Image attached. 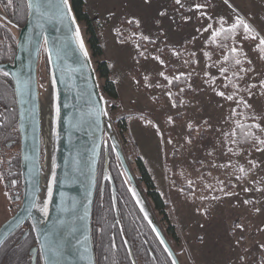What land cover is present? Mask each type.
I'll return each instance as SVG.
<instances>
[{
	"label": "rangeland",
	"instance_id": "rangeland-1",
	"mask_svg": "<svg viewBox=\"0 0 264 264\" xmlns=\"http://www.w3.org/2000/svg\"><path fill=\"white\" fill-rule=\"evenodd\" d=\"M85 11L116 87L106 97L110 119L119 131L127 125L120 136L133 173L142 159L167 203L158 216L174 227L181 264H264V0H85ZM237 16L257 39H244L242 27L220 32ZM232 48L239 65L224 59ZM178 76L190 91L178 89L175 101ZM39 83L45 96L46 64ZM238 113L260 125L252 147L235 138Z\"/></svg>",
	"mask_w": 264,
	"mask_h": 264
},
{
	"label": "water",
	"instance_id": "water-1",
	"mask_svg": "<svg viewBox=\"0 0 264 264\" xmlns=\"http://www.w3.org/2000/svg\"><path fill=\"white\" fill-rule=\"evenodd\" d=\"M25 1L24 24L10 23L16 36L14 57L0 62V73H9L16 97L22 181L20 206L0 226V246L28 221L36 238L33 250L39 252L41 264H50L49 244L59 248L58 264H96L92 217L102 156L103 183L109 180L114 206L117 203V189L109 168L111 149L139 211L172 264H181L130 168L70 0L67 6L62 0ZM77 29L87 56L76 41ZM44 64L48 68L45 96L39 83L40 67ZM50 88L54 105L53 167L46 176L42 106ZM45 200L47 216L39 210Z\"/></svg>",
	"mask_w": 264,
	"mask_h": 264
},
{
	"label": "flooded vegetation",
	"instance_id": "flooded-vegetation-1",
	"mask_svg": "<svg viewBox=\"0 0 264 264\" xmlns=\"http://www.w3.org/2000/svg\"><path fill=\"white\" fill-rule=\"evenodd\" d=\"M24 0H0V62L11 61L16 51L15 42L10 41L12 34L7 27L9 23L22 26L26 20L27 6H23ZM24 7V8H23ZM14 48L11 59L6 60L4 51ZM104 159L102 157L99 164L97 188L93 205L92 234L96 252L99 253L102 247H99L98 241H103V237L108 238L104 244L115 254H122V245L129 253V256L136 264L133 250L136 249V256L143 254L145 249V240L141 236V231H137L136 242L131 240V248L124 233L123 213L121 212V189L116 187V202L114 206L110 183L105 179L103 183ZM111 167V166H110ZM120 167V166H119ZM115 182V181H114ZM0 226L10 218L19 208L22 198V181L20 169V136L17 126V103L14 87L11 79L0 75ZM108 209L110 211H108ZM111 212L113 215L111 221ZM108 216V225L111 229L109 235L104 233V219ZM143 216V215H142ZM136 220L140 223L139 218ZM101 230V231H100ZM130 243V242H129ZM36 238L32 226L28 221L19 226L0 246V264H41L40 255L34 252ZM104 249V250H105ZM175 250V249H174ZM103 251V250H102ZM177 254V253H176ZM178 256V255H177ZM124 257V256H123ZM123 257L120 256L122 262ZM140 257V256H139ZM97 264V259H96Z\"/></svg>",
	"mask_w": 264,
	"mask_h": 264
},
{
	"label": "trees",
	"instance_id": "trees-1",
	"mask_svg": "<svg viewBox=\"0 0 264 264\" xmlns=\"http://www.w3.org/2000/svg\"><path fill=\"white\" fill-rule=\"evenodd\" d=\"M70 2L72 4L73 10L76 14L78 21L80 23L84 24V33L83 34H84V37L86 39L88 48L90 50L91 57H92V59H94V66H95L96 72L98 74V78H99V80L100 79L102 80V83H100L102 93H103L105 99L107 96L114 98L116 96V87H115V84H114V82L110 76L111 71H110L109 63L106 60H103V59L99 60L98 59L103 54V49H102V46L100 44L97 33L95 31V28L93 26V22H92L91 18L89 17L88 13L85 11V0H70ZM23 3H24L23 6L25 7L24 10H26L25 0L23 1ZM7 27L9 28V30L12 33L10 35L9 39L11 42L14 43L16 40L14 30H13L10 23L8 24ZM226 31H227V29H226ZM136 41L139 43L140 46L146 45L145 44L146 42H143V40L136 39ZM13 53H14V48L5 50L4 51L5 59L6 60L11 59ZM240 53L241 52L239 51V54ZM226 54L228 57V64L234 63L236 60L237 54L232 53L230 49L227 51ZM1 60L2 59H0V61ZM0 75L4 76L2 73H0ZM139 82L141 85L144 86V83H143L144 80L141 77V75H139ZM170 88H171L172 99L177 101L178 89L183 88L184 91H186V92L190 91V88L188 86V77H186V76L173 77V79L170 82ZM106 103H107V99H106ZM107 109H108V107H107ZM239 114L240 113L235 114L232 117V121H233L232 126H233L235 138L239 142H241L242 144H246L247 146L252 147L253 146L252 140L254 137L257 136V135L255 136L254 133L256 132V130L258 128L252 127V125L256 124V120L252 119V118L251 119H243L241 116H239ZM112 122L114 124L116 132H117V134L120 138V141H121L120 132L127 129V125L125 122H121V124H120L121 125V131H119V130H117L114 121H112ZM166 124H169V123H166ZM200 137L204 138V133H202ZM122 147H123V145H122ZM124 152H125V150H124ZM125 155L127 157L128 163L130 165L131 162H130L129 157H128L126 152H125ZM103 159H104V157H103ZM136 165H137L138 171L140 173V176H136L134 174L136 177V180H137L139 186L141 187L143 194H144L148 204L150 205V208L152 209V212L154 213L160 227L162 228L164 234L166 235L170 244L174 248L173 242L170 238V235L175 236L174 227L171 224L165 227L163 220H161V218H159V216H158V212L166 214L167 203L163 200L162 196L157 191L155 184H154V181L151 178V176H150L145 164L143 163L142 159L137 158ZM109 168H110L113 180L115 181L116 187H119L121 189L120 194H121L122 202H121L120 208H121V212L123 213L122 216H124L122 224H123V228L125 231L124 233H126L125 235H127L126 238L130 242V243L128 242V244L130 246L131 240H135L134 242H136V236H137L138 230L141 231V236H143V238L145 240V249H144L143 254L139 255L140 257L136 256V249L133 250V254L135 257L134 259L136 261V264H172L168 254L166 253V251L164 250V248L162 247V245L160 244V242L156 238L152 229L150 228V226L146 222L145 218L142 216L141 212L139 211L138 207L136 206L134 200L132 199V197H131L128 189H127V186H126L125 180L123 178L121 169L119 167V163H118L116 157L113 155L111 149L109 151ZM143 184H144V186H143ZM200 185H202V184L200 183ZM182 188H183L184 192L189 194L190 190L193 189V184L191 183L190 187L184 185ZM117 205H118V201H117ZM108 211H110V210L108 209ZM112 218H113V215L111 212V221H112ZM136 218H139L140 223L136 220ZM107 222H108V216L106 219H104V224H103L105 236L109 235V232L111 231L110 227L108 226L109 222L108 223ZM106 223L108 225H106ZM98 242H99L98 246L102 247L103 251L100 250L101 252H99V253L96 252L97 264H133V262L129 256V253L124 248V245H122V249H123L122 254L120 253L121 251L119 250L118 251L119 254L118 255L115 254L113 256V253L111 251L106 250V249H108V246L104 245V244H106V242H108V238L103 237V241H98ZM130 248H131V246H130ZM131 250H132V248H131ZM177 255H178V253H177ZM120 256L121 257L124 256L122 259V262L120 260Z\"/></svg>",
	"mask_w": 264,
	"mask_h": 264
},
{
	"label": "snow or ice",
	"instance_id": "snow-or-ice-1",
	"mask_svg": "<svg viewBox=\"0 0 264 264\" xmlns=\"http://www.w3.org/2000/svg\"><path fill=\"white\" fill-rule=\"evenodd\" d=\"M62 3H63L64 6H67L68 0H62ZM176 3L179 4L180 3V0H176ZM225 3H227V0H225ZM229 6L231 7V5H229ZM36 7L38 8L39 5L37 4ZM68 15L70 16L71 13L69 12ZM161 15H163V13H161ZM72 22L75 23V21H72ZM129 23H132V21H129ZM221 23H223V21H221ZM209 27H211V26H209ZM241 27L243 29V32L245 33L244 39H257V36L256 35H253L252 28L250 27V25L247 24V23H245V21L242 18H240L239 16H237L235 18V22L231 25V27L229 29H227V32L232 33L234 35L236 29L241 28ZM224 31H226L224 28H221L220 29V32H224ZM217 35H219V32H214L213 33V36H217ZM75 37H76L77 43L79 44V47H80L81 52L83 53L84 56H87V52L84 49L83 42L80 39V34H79V30L78 29L76 30ZM258 47H259V50L261 52H264V38H260L259 39V45H258ZM231 52L232 53H237V49L236 48H232L231 49ZM261 58L264 59V56H262ZM224 59L227 60L228 57L225 56ZM161 63H163V62L161 61ZM235 63L237 65H239L241 63V61L237 59L235 61ZM224 71H225V69L221 68V72L223 73ZM3 75L5 77H7L9 75V73L8 72H3ZM161 75H163V73H161ZM165 79H167V77H165ZM262 86H264V82H262ZM217 95L224 96V93L218 92ZM226 99L232 100L233 97L232 96H227ZM245 106L246 107H251V105H247V104ZM252 127L259 128L260 125L259 124H254V125H252ZM262 130H264V129H262ZM258 143L264 144V140H258ZM260 150L261 149L257 148V151H260ZM243 171L244 170L241 169V172H243ZM245 190L247 191V189H245ZM48 195H49V197H51V195H52L51 183L49 184ZM245 203H248V201H245ZM32 207H36V205L33 204ZM39 210H40V212L43 215L47 216V214H48V201L47 200L44 201L43 207L40 208ZM47 249H48L49 256H50V264H58L57 258L60 255L59 248L56 245L49 244V245H47Z\"/></svg>",
	"mask_w": 264,
	"mask_h": 264
},
{
	"label": "bare ground",
	"instance_id": "bare-ground-1",
	"mask_svg": "<svg viewBox=\"0 0 264 264\" xmlns=\"http://www.w3.org/2000/svg\"><path fill=\"white\" fill-rule=\"evenodd\" d=\"M43 115V167L45 175H50L53 167V125H54V105L51 88L48 91L42 106Z\"/></svg>",
	"mask_w": 264,
	"mask_h": 264
}]
</instances>
